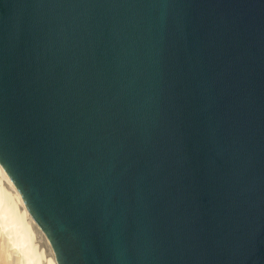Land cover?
<instances>
[{
    "label": "water",
    "instance_id": "water-1",
    "mask_svg": "<svg viewBox=\"0 0 264 264\" xmlns=\"http://www.w3.org/2000/svg\"><path fill=\"white\" fill-rule=\"evenodd\" d=\"M0 162L58 264H264V0H0Z\"/></svg>",
    "mask_w": 264,
    "mask_h": 264
},
{
    "label": "bare ground",
    "instance_id": "bare-ground-1",
    "mask_svg": "<svg viewBox=\"0 0 264 264\" xmlns=\"http://www.w3.org/2000/svg\"><path fill=\"white\" fill-rule=\"evenodd\" d=\"M5 230H2V228ZM0 264H39L42 256L32 241L33 231L37 232L42 245L47 250L44 264H58L53 247L44 229L30 211L19 187L8 175L0 162ZM35 234V233H34ZM36 238V237H35ZM43 246V247H44ZM42 248V247H41ZM45 254V252H44ZM11 256V257H10ZM21 257V258H19ZM41 261V260H40ZM42 261V262H43ZM10 262V263H11Z\"/></svg>",
    "mask_w": 264,
    "mask_h": 264
},
{
    "label": "rangeland",
    "instance_id": "rangeland-1",
    "mask_svg": "<svg viewBox=\"0 0 264 264\" xmlns=\"http://www.w3.org/2000/svg\"><path fill=\"white\" fill-rule=\"evenodd\" d=\"M1 228H2V226H1ZM1 228H0V231H1ZM2 230H5V229L2 228ZM1 233L3 234V233H5V232H4V231L0 232V238L2 237V234H1ZM34 233H35V234H34ZM33 236H34V239H32L33 243H34V244H35V243L38 244V245L35 244V245H37L36 249H37L39 252H41V251H44V252H45V254H44V252H42L43 254H42V256H41V258L43 257V258L45 259L47 256H46V257H44V256L47 255V250L45 249V246L42 245V242H41V240H40V238H39V235L37 234V232H35V230L33 231L32 237H33ZM35 237H36V238H35ZM43 246H44V247H43ZM41 247H42V248H41ZM43 248H44V249H43ZM40 249H43V250L40 251ZM10 257H11V256H10ZM13 257L16 258V257H18V256H13ZM13 257H11V258L9 259V264H12V262H13V259H12V258H13ZM19 258H21V257H19ZM41 258H40L41 261L39 260V262H40L39 264H44V261H45V260L42 258V259L44 260V261H43ZM11 259H12V262H11ZM21 259H22V258H21ZM42 261H43V262H42ZM10 262H11V263H10Z\"/></svg>",
    "mask_w": 264,
    "mask_h": 264
}]
</instances>
